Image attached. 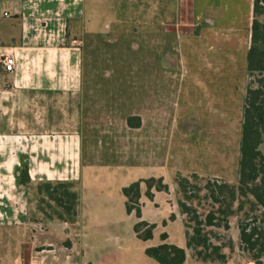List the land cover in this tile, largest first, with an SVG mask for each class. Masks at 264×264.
Instances as JSON below:
<instances>
[{"label":"crops","instance_id":"obj_1","mask_svg":"<svg viewBox=\"0 0 264 264\" xmlns=\"http://www.w3.org/2000/svg\"><path fill=\"white\" fill-rule=\"evenodd\" d=\"M253 3L192 0L189 29L184 26L185 35L209 47L207 65L214 70L193 78L208 100L190 102L184 119L196 118L199 133H211L212 144L219 137L214 118L229 111L235 98L227 71L240 64L247 68ZM90 7V0H0V264H105L111 253L124 252L100 233L101 216L108 215L113 199L106 183L123 195L128 185L118 186L115 179L128 177L130 185L150 178L168 183L173 172L172 103L150 80L157 74L167 77V70L171 77V43L165 41L158 51L134 31H122L110 42L111 33ZM147 50L150 54L143 56ZM6 55L16 60L12 73L1 63ZM193 92L188 91L190 101H195ZM206 117L213 119L212 127ZM25 168L28 185L20 184ZM58 182L71 183L79 194L76 222L32 221L30 215L41 214L38 187ZM146 190L143 185L142 220L159 229L165 218L163 192L151 201ZM123 202L126 207L124 195ZM146 243L149 248L162 242L154 234ZM177 246L186 249L185 233ZM142 264L158 263L148 258ZM185 264H193L189 256Z\"/></svg>","mask_w":264,"mask_h":264},{"label":"rangeland","instance_id":"obj_2","mask_svg":"<svg viewBox=\"0 0 264 264\" xmlns=\"http://www.w3.org/2000/svg\"><path fill=\"white\" fill-rule=\"evenodd\" d=\"M90 4L93 17L96 20H102L101 23L104 29L111 33V37L107 38L108 41L115 42L117 39L119 40V33L122 31H134L137 34L135 36L140 35L141 42L148 41L155 44L158 51L165 41L172 45V55L167 57V67H171L172 70L171 77L168 73L169 70H167V77L159 74H157V77H150L152 83L158 84L152 88L160 94H165L167 102L171 101L173 113V172L168 183L164 181L169 189L167 192L162 193L160 205L163 206L164 210L161 216L165 218L160 222V228L154 231L156 241L161 242V235L170 232L172 240H167V242L180 245L185 231L189 230L191 232V228L195 226L193 220L195 216L192 214L182 215L178 206V200L183 198L176 183L179 176L188 178L191 183L188 193L184 195V201L196 211L199 221L206 222L208 216L214 214L216 217L214 223L223 225V220L226 218L218 212L220 205L210 198L205 186L208 182L238 186L244 101L248 87L250 85L255 86L256 79L250 78L247 75L246 66L244 67L241 64L238 65L237 70L227 71V74L231 76L229 82L232 83L229 88L236 90L235 98L232 100L233 102H229V104L231 103L229 111H222L219 119L214 118L215 123L219 124V128L216 124L213 126L216 130L219 129V137H215V143L212 144L211 133H206L207 135L199 133V126H195L194 123L196 118L184 119L190 102L197 104L198 101L202 103L208 100V95L202 87L193 86V78L196 75L208 77L214 73V70L208 68L207 65L208 55L210 54L209 47L202 44V42L198 43V40L194 37L191 38L184 34V26L186 30L189 29L187 28L189 24L187 16L192 12V0H90ZM83 24L84 22L80 24L82 30L84 28ZM147 31H155L156 33L146 37L147 34L144 33ZM164 31H169L171 35L165 36ZM146 53L150 54L147 50L142 55H147ZM221 76L224 79V74ZM165 81L167 82L165 86L159 85ZM224 88L225 86L221 87V89ZM188 91H194L192 97L194 96L195 101L194 99L189 100ZM233 105H235V109L232 108ZM189 110L194 111L193 109ZM194 112L196 114V111ZM203 119L206 121V125L212 127L210 121L213 119L208 117ZM209 127H206L205 131H208ZM196 129L198 130L197 133ZM194 131L195 135H193ZM189 140L194 142L191 143ZM214 145L217 150L213 152L212 147ZM260 149L264 155V139ZM211 152L214 153L212 161L208 159ZM115 180H117L118 186L124 184L130 186L128 177L122 176L121 179ZM106 184L113 191V199L108 209V215L101 216L103 218H101V224L99 225L101 228L100 233L103 234V239L109 238V245L116 246V248L120 245L124 252L111 253L105 264H142L144 260L148 259L145 250L149 244L136 237L133 228L137 223V219L135 216H128L123 202V195L117 193V186H114L112 182ZM155 193L157 192H154V195ZM41 199L39 196L36 206H38V209L39 207L44 209L46 215L42 212L41 214L30 215L32 221L46 222L48 220L47 216L54 215L55 206L53 208L51 207L53 204L43 203ZM220 200L224 202L223 205L225 206L229 204L226 197L220 198ZM134 206L139 207L142 211L143 204L141 202L139 205ZM233 209L236 214L226 219L229 230H225L223 227H205L204 229L208 233L212 231L209 236L214 244L229 245L230 241L233 243L232 252L228 248L224 250L230 257L227 264H254L250 254L241 249L238 224L243 214L236 210L237 204L234 205ZM251 217L253 218L252 215ZM262 224L261 222L260 225ZM39 233L48 235V231H39ZM191 254L188 251L191 263L202 264L194 260Z\"/></svg>","mask_w":264,"mask_h":264},{"label":"trees","instance_id":"obj_3","mask_svg":"<svg viewBox=\"0 0 264 264\" xmlns=\"http://www.w3.org/2000/svg\"><path fill=\"white\" fill-rule=\"evenodd\" d=\"M253 24L247 75L255 78L256 85H250L244 101V113L241 126L240 158L238 186L216 184L208 182L205 186L210 198L220 205L218 212L226 219L236 214L233 207L237 204V211L243 216L239 221V236L241 249L250 254L254 264H264V155L261 145L264 139V0H254ZM30 183L28 170L22 171L20 184ZM179 193L183 195L178 200L182 215H194L195 226L185 231L186 249L167 242L168 235H161V244L149 247L145 255L158 264H185L188 251L192 258L202 264H227L230 257L224 252L225 248L233 251V243L229 245L214 244L210 233L205 227H223L229 230L227 220L223 225L216 224V217L210 214L206 222L199 221L196 211L184 201L191 183L188 178L179 176L176 180ZM146 186V197L153 201L154 192H167L169 187L163 178H150L132 183L123 189L126 198V210L129 215L135 213L138 222L134 225V232L139 240L147 242L154 238L155 224L142 220L139 205L142 198V186ZM41 202L53 204L54 215L47 216L50 221L57 220L75 223L78 217L79 194L71 183H45L38 187ZM226 197L229 204L223 205L220 198ZM186 198V197H185ZM225 206V207H224ZM39 210L46 215L45 210ZM253 216V218L251 217ZM263 223L260 225V223Z\"/></svg>","mask_w":264,"mask_h":264},{"label":"built area","instance_id":"obj_4","mask_svg":"<svg viewBox=\"0 0 264 264\" xmlns=\"http://www.w3.org/2000/svg\"><path fill=\"white\" fill-rule=\"evenodd\" d=\"M74 43H76V41H74ZM1 63L3 64L6 72L12 73L15 71L16 60L13 56H10V55L4 56ZM32 264H41V263L40 262H33Z\"/></svg>","mask_w":264,"mask_h":264},{"label":"water","instance_id":"obj_5","mask_svg":"<svg viewBox=\"0 0 264 264\" xmlns=\"http://www.w3.org/2000/svg\"><path fill=\"white\" fill-rule=\"evenodd\" d=\"M205 23L208 25H214V20L213 19H206Z\"/></svg>","mask_w":264,"mask_h":264}]
</instances>
